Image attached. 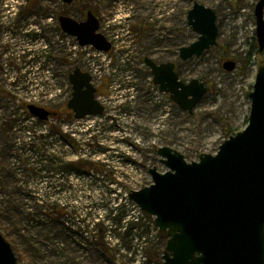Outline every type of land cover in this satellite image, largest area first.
Here are the masks:
<instances>
[{"label": "rangeland", "instance_id": "rangeland-1", "mask_svg": "<svg viewBox=\"0 0 264 264\" xmlns=\"http://www.w3.org/2000/svg\"><path fill=\"white\" fill-rule=\"evenodd\" d=\"M194 2L215 11L216 45L181 60L178 49L198 38L187 24ZM256 2L0 0V231L19 264H163L168 237L128 194L151 184L150 168L167 170L158 147L197 161L247 126L259 68ZM78 8L99 19L112 53L95 55L62 31L58 17L81 21ZM145 57L205 83L191 113L157 90ZM75 67L92 73L102 115L77 121L66 107ZM27 104L56 118L40 121Z\"/></svg>", "mask_w": 264, "mask_h": 264}, {"label": "water", "instance_id": "water-1", "mask_svg": "<svg viewBox=\"0 0 264 264\" xmlns=\"http://www.w3.org/2000/svg\"><path fill=\"white\" fill-rule=\"evenodd\" d=\"M254 14L256 42L263 51L264 0H257ZM216 19L212 8L193 3L187 23L198 38L179 48L181 60L198 57L216 44ZM58 20L61 29L81 46L110 49L107 39L97 32L99 21L90 10L82 21L66 15ZM144 62L153 83L183 111L191 113L208 91L198 79L180 80L173 62L156 63L150 57ZM222 66L231 71L235 62L228 60ZM68 78L72 94L67 107L74 118L101 115L104 107L95 98L91 76L77 67ZM249 96L247 126L223 140L215 154L201 153L197 161L187 162L177 150L159 147L157 153L167 170L150 168L151 184L129 192V199L152 216L155 226L168 237L163 264H264V64L257 70ZM27 109L41 120L50 115L33 104ZM0 264H18L1 231Z\"/></svg>", "mask_w": 264, "mask_h": 264}, {"label": "flooded vegetation", "instance_id": "flooded-vegetation-1", "mask_svg": "<svg viewBox=\"0 0 264 264\" xmlns=\"http://www.w3.org/2000/svg\"><path fill=\"white\" fill-rule=\"evenodd\" d=\"M178 53H179V49H178ZM178 57H179V54H178ZM152 59V58H151ZM153 61H155L156 63H161V62H158V61H156V60H154V59H152ZM163 62H168V61H163ZM169 62H172V61H169ZM174 64H175V67H174V70L176 71V73L178 74V77H179V79L180 80H182L181 78H180V76H179V73H178V71L176 70V63L175 62H173ZM143 64L147 67V69H148V71H149V73L151 74V70H150V68L145 64V62H144V59H143ZM236 65V64H235ZM223 67V66H222ZM235 68V67H234ZM226 70V69H225ZM227 71V70H226ZM152 75V74H151ZM182 81H184V80H182ZM200 81V80H199ZM184 82H186V83H188L189 81H184ZM200 82H202V81H200ZM203 83V82H202ZM204 85H205V83H203ZM206 86V85H205ZM207 87V86H206ZM207 89H208V87H207ZM208 92V91H207ZM183 111V110H182ZM51 112V111H50ZM53 112V111H52ZM184 112H187V111H184ZM188 113V112H187ZM84 141H88V142H90V143H92V141H91V136L89 135V137H84ZM91 165H93L94 166V164L93 163H91Z\"/></svg>", "mask_w": 264, "mask_h": 264}, {"label": "trees", "instance_id": "trees-1", "mask_svg": "<svg viewBox=\"0 0 264 264\" xmlns=\"http://www.w3.org/2000/svg\"><path fill=\"white\" fill-rule=\"evenodd\" d=\"M74 2H79V0H75ZM80 11H81V13L84 15V10H87V9H81V8H78ZM264 54V51H262V52H260V51H256V56L258 57V59H259V62H258V65L259 66H261V65H263L264 64V57L262 56ZM83 166V165H82ZM92 166V165H91ZM86 167H88V166H86ZM113 210H116V209H113ZM126 230H127V232H129L128 231V229L126 228ZM130 230V229H129Z\"/></svg>", "mask_w": 264, "mask_h": 264}, {"label": "built area", "instance_id": "built-area-1", "mask_svg": "<svg viewBox=\"0 0 264 264\" xmlns=\"http://www.w3.org/2000/svg\"><path fill=\"white\" fill-rule=\"evenodd\" d=\"M113 50H114V49H113ZM114 52H116V51H114ZM93 53H94L95 55H103L104 57L107 56V54H103V53H101V52H96V51H94V50H93Z\"/></svg>", "mask_w": 264, "mask_h": 264}]
</instances>
